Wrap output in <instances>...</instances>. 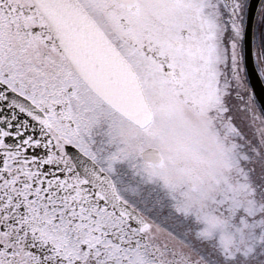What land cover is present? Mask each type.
<instances>
[{
    "label": "snow or ice",
    "instance_id": "snow-or-ice-1",
    "mask_svg": "<svg viewBox=\"0 0 264 264\" xmlns=\"http://www.w3.org/2000/svg\"><path fill=\"white\" fill-rule=\"evenodd\" d=\"M249 63L264 82V0H0V264H126L148 228L89 173L81 76L239 130L264 119Z\"/></svg>",
    "mask_w": 264,
    "mask_h": 264
},
{
    "label": "rangeland",
    "instance_id": "rangeland-1",
    "mask_svg": "<svg viewBox=\"0 0 264 264\" xmlns=\"http://www.w3.org/2000/svg\"><path fill=\"white\" fill-rule=\"evenodd\" d=\"M86 155L113 179L117 193L148 222L126 264H264V119L231 120L186 97L153 110L138 129L77 80ZM161 152L160 166L141 154ZM249 245V260H230ZM207 261V262H206Z\"/></svg>",
    "mask_w": 264,
    "mask_h": 264
},
{
    "label": "water",
    "instance_id": "water-1",
    "mask_svg": "<svg viewBox=\"0 0 264 264\" xmlns=\"http://www.w3.org/2000/svg\"><path fill=\"white\" fill-rule=\"evenodd\" d=\"M251 85L258 97L264 101V83L256 76L255 71L251 70ZM81 82L88 90L101 100L105 105L127 120L138 129L147 128L153 121V110H147L139 102L132 98L115 91L106 82L91 75L81 76ZM142 160L147 166H160L163 162L161 152L155 148H148L141 154ZM86 162L90 175L95 180L104 185L109 194L131 210V213L141 222L142 225H148L147 220L133 207L124 202L117 193L113 179L96 163L95 160L86 155ZM142 233V232H141ZM185 262V261H181ZM187 264H202L199 260H186Z\"/></svg>",
    "mask_w": 264,
    "mask_h": 264
},
{
    "label": "flooded vegetation",
    "instance_id": "flooded-vegetation-1",
    "mask_svg": "<svg viewBox=\"0 0 264 264\" xmlns=\"http://www.w3.org/2000/svg\"><path fill=\"white\" fill-rule=\"evenodd\" d=\"M207 262V261H206ZM180 264H187L186 261L185 262H181ZM193 264V263H192ZM202 264H212V262H207V263H204L202 262ZM214 264V263H213Z\"/></svg>",
    "mask_w": 264,
    "mask_h": 264
}]
</instances>
